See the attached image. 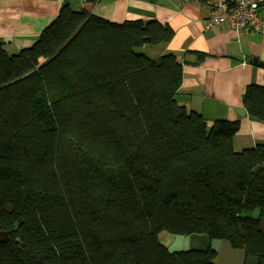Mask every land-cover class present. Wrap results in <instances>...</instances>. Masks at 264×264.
I'll use <instances>...</instances> for the list:
<instances>
[{
  "label": "trees",
  "instance_id": "trees-1",
  "mask_svg": "<svg viewBox=\"0 0 264 264\" xmlns=\"http://www.w3.org/2000/svg\"><path fill=\"white\" fill-rule=\"evenodd\" d=\"M92 1V0H90ZM158 21L116 24L75 5L19 55L0 42V264H211L159 234L207 235L264 264V144L188 111ZM199 60L204 54L198 55ZM243 105L264 123V87Z\"/></svg>",
  "mask_w": 264,
  "mask_h": 264
},
{
  "label": "crops",
  "instance_id": "crops-1",
  "mask_svg": "<svg viewBox=\"0 0 264 264\" xmlns=\"http://www.w3.org/2000/svg\"><path fill=\"white\" fill-rule=\"evenodd\" d=\"M64 1L0 0V39L13 40L7 45L10 51L30 48L56 20ZM77 1L90 14L116 24L143 20L169 25L175 33L170 42L137 52L151 60L175 54L183 71L177 101L201 113L209 126L220 119L239 121L236 151L264 144V123L250 118L242 102L247 86L264 87V35L236 34L227 24L206 30L208 0ZM260 16L264 19V7ZM199 54H204L202 60Z\"/></svg>",
  "mask_w": 264,
  "mask_h": 264
},
{
  "label": "water",
  "instance_id": "water-1",
  "mask_svg": "<svg viewBox=\"0 0 264 264\" xmlns=\"http://www.w3.org/2000/svg\"><path fill=\"white\" fill-rule=\"evenodd\" d=\"M67 5H75L83 11L81 4L77 0H65L62 8ZM3 44H11V38L0 39ZM20 51L11 50L9 56L19 55ZM257 59L254 60V65H257ZM259 232L264 235V218L260 221ZM160 244L171 254H180L187 252L207 253L210 249L217 256L211 261V264H260L258 257L247 255L244 249H234L231 244L224 240L209 241L207 235L192 234L189 236H175L167 232L159 234ZM7 239V234L0 233V241Z\"/></svg>",
  "mask_w": 264,
  "mask_h": 264
},
{
  "label": "built area",
  "instance_id": "built-area-1",
  "mask_svg": "<svg viewBox=\"0 0 264 264\" xmlns=\"http://www.w3.org/2000/svg\"><path fill=\"white\" fill-rule=\"evenodd\" d=\"M263 7L264 0H208L205 29L227 24L236 34L253 31L264 35Z\"/></svg>",
  "mask_w": 264,
  "mask_h": 264
},
{
  "label": "bare ground",
  "instance_id": "bare-ground-1",
  "mask_svg": "<svg viewBox=\"0 0 264 264\" xmlns=\"http://www.w3.org/2000/svg\"><path fill=\"white\" fill-rule=\"evenodd\" d=\"M68 6V5H67Z\"/></svg>",
  "mask_w": 264,
  "mask_h": 264
}]
</instances>
